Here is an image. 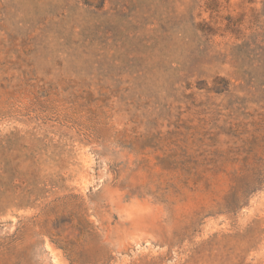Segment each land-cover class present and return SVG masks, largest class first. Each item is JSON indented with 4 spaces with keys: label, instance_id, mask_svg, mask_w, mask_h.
<instances>
[{
    "label": "rangeland",
    "instance_id": "1",
    "mask_svg": "<svg viewBox=\"0 0 264 264\" xmlns=\"http://www.w3.org/2000/svg\"><path fill=\"white\" fill-rule=\"evenodd\" d=\"M0 264H264V0H0Z\"/></svg>",
    "mask_w": 264,
    "mask_h": 264
}]
</instances>
